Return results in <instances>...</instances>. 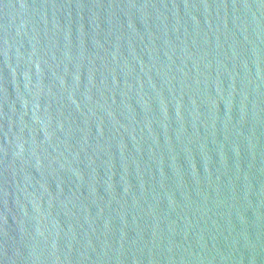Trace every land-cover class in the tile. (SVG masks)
Instances as JSON below:
<instances>
[{
  "label": "water",
  "instance_id": "water-1",
  "mask_svg": "<svg viewBox=\"0 0 264 264\" xmlns=\"http://www.w3.org/2000/svg\"><path fill=\"white\" fill-rule=\"evenodd\" d=\"M0 264H264V0H0Z\"/></svg>",
  "mask_w": 264,
  "mask_h": 264
}]
</instances>
